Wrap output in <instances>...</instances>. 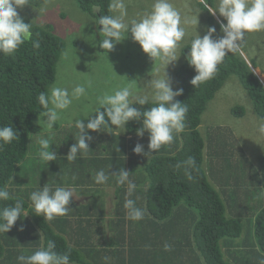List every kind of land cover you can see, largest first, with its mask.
I'll use <instances>...</instances> for the list:
<instances>
[{"label": "trees", "instance_id": "1", "mask_svg": "<svg viewBox=\"0 0 264 264\" xmlns=\"http://www.w3.org/2000/svg\"><path fill=\"white\" fill-rule=\"evenodd\" d=\"M78 1L83 10L92 12L95 17L102 15L110 3V0ZM43 2L44 0H29V3L34 5ZM97 6L100 11L94 13L93 8ZM182 17L193 19L184 15ZM31 25V38L21 45L12 57L0 53V127L11 125L19 136V139L11 144L0 146V187L7 185L13 196L22 198L24 211L31 209L27 201L33 190L28 187L22 163L30 158V141L37 132L35 121L44 111L37 97L40 92L49 93L50 86L56 80V61L65 49V41L57 33L45 31L32 23ZM195 26L191 24V27ZM33 41H38L40 47L34 48ZM190 41L184 45L183 54L188 53ZM116 50L129 49H123V44L118 43ZM223 63L218 66V71L212 79L197 88L190 83L196 74L194 69L188 62L180 68L182 80L180 85L183 93L176 99L189 106L185 129L181 133H174V141L153 153L151 162H147L146 167L142 168L148 172L147 194L143 193V199L149 212L144 214L142 220L137 221L142 223L141 225H134V221H131L133 225L128 238L123 236L113 238L112 235H108L110 239L103 243H109L95 250L89 230L86 231L84 241L76 240L75 245H70L63 235L44 221L42 216L36 217L31 212V218H28V215L18 218L13 226H16L18 236L15 235V228L7 233H0V264H18L17 255L32 250L31 246L41 239L45 242V247L47 241L54 240L55 251L58 253L63 254L70 250V264H148L149 261L153 264H260L264 260V203L256 205L259 210L254 214L256 219L251 238L238 240L236 243V238L241 236L244 227L249 223H242L241 214L236 208L239 206V199L231 192L234 190L232 183L235 180L225 170L232 166L234 156L238 160L239 155L236 151L228 153L222 156L217 164L206 161V140L199 125L207 103L230 74L239 76L248 90L258 116L264 119V85L241 56L231 53ZM261 69H264V66ZM134 106L144 110L152 105ZM237 113L243 115L244 111L240 110ZM141 123L142 118L140 121H129L127 127L125 125L126 134H134L136 141L138 140L136 129ZM215 137L220 139V136ZM140 141L144 142V150L147 152L149 143L147 132L140 137ZM218 142L210 140L212 146ZM231 143L235 145L232 140ZM52 144L54 148L61 149L64 141L55 136ZM105 144L104 141L93 139L85 156L78 157L72 162L67 161L65 156L63 163L77 168L80 172L125 169V163L111 164L106 161ZM216 150L221 154L222 148ZM189 156L194 157L196 161L191 180L184 175L183 169L178 170L175 167L177 162ZM259 165L256 184L264 189V156L260 158ZM245 174L247 172L239 169L237 165V172L234 173L236 181ZM218 183L220 187H217ZM245 194L247 195L246 192ZM125 198L126 196L117 199L119 208L124 205ZM6 206H14V201H0V207ZM246 217L249 220V215ZM34 221L48 230L42 237H34L36 231ZM58 222L62 224L60 218ZM95 224L93 221L90 226ZM21 227L34 239L26 240V237L21 235ZM158 238L161 239L160 243ZM165 243L172 246L171 251L164 250ZM126 255H129V258L126 259ZM112 256L116 257L118 262ZM105 257H109V260L105 261Z\"/></svg>", "mask_w": 264, "mask_h": 264}, {"label": "rangeland", "instance_id": "2", "mask_svg": "<svg viewBox=\"0 0 264 264\" xmlns=\"http://www.w3.org/2000/svg\"><path fill=\"white\" fill-rule=\"evenodd\" d=\"M111 2L112 0H110ZM152 2L153 0H125L127 6L125 21L139 18V15L150 10ZM171 2L181 12V16L195 18L198 15L197 32L199 34H205L207 27L212 26L216 28V32L213 34L214 38L218 39L223 36L220 30V22L226 23V21L218 12L213 15L205 9L201 0H171ZM204 3L214 9L218 4V0H204ZM43 7L44 2L39 5L28 3L23 8L17 9V11L23 21L37 25L45 31L55 32L65 41V49L56 61V80L50 86L49 92L54 86L65 87L71 91L77 84H85L87 87L86 82L88 80H91L92 84L90 88H87V97H82L78 101L74 100L69 109L63 112L61 120L54 125L52 130L41 128L37 124L39 117L36 118L37 132L30 141V158L22 163V169L26 172L28 187L33 191L43 187L46 183L53 189L63 186L76 189V197L72 199L69 205V212L67 215L58 217L62 220V224H57V218L51 222L47 221V223L57 233L63 235L70 245H75L71 240L72 235H75V240L81 242L86 238V231L91 230L89 234L92 245L96 250V248H101L103 244L109 243H103L105 240L110 239L108 235H112L113 238H119L120 236L128 238L131 234V226L133 224L139 226L142 223L134 221L131 224L132 220L129 219H126L127 223H125L126 210L123 209L122 205V208H119L120 204L117 203V199L123 196L113 186L100 188V184L94 182L95 174L99 170L105 171V169L80 172L77 168L63 163V158L68 153L70 146L78 139V130L75 128L74 120L80 118L84 123H87L88 118L83 117V115L94 106L96 96L116 88L118 85L127 82L128 79H136L139 87L147 91L146 84L151 79L150 75L156 72L157 69L162 73L163 68L160 67L158 61L154 63L149 59L148 55L141 50L139 44L131 39L130 32L119 43V45L123 44V49L129 50H116L114 48L107 54L106 51L100 50L98 43L101 37L98 30L100 25L95 23L97 18L92 12L83 10L78 0H50L46 10L41 11ZM110 14L113 13L108 11L107 15ZM182 20H184L183 17ZM182 26L186 28V36L177 48L176 54L180 56L174 64L169 65L167 68L174 90L182 88L179 70L187 62L185 58L187 53L183 54L182 49L186 43H189L194 34L197 35L196 26L191 27V24H182ZM126 51H128V54H126ZM65 53L68 54L67 58H65ZM232 54L241 56L252 71H256L264 77V72L258 69L264 66V30L246 33L244 39L240 42L239 50ZM228 55L225 57V61ZM254 60L256 63H254ZM114 71L121 76H118ZM234 107L236 110L233 111ZM240 110L244 111L243 115L237 113ZM90 116L94 117L95 113H91ZM261 123H264V119L258 116L244 83L237 74H230L215 96L207 103L199 125V129L206 140V161H213L217 164L218 160L228 153L236 151L239 155L238 160L234 156L232 166L225 170L235 180L232 183L234 184L232 188L235 191L231 192L235 193L239 199V206H236V208L241 214L242 223H249L244 227L241 236L236 238V243H238V240L251 238L256 219L254 214L259 210L256 205L264 203L262 187L256 184L260 169L259 160L264 156V137L257 134V126ZM112 128L115 129V126H112ZM211 128H214V130ZM90 135L93 139L106 143L104 157H106L107 162L111 164L122 162L127 164L125 169L139 168L140 175L144 176L146 174V169H141L145 168L146 165L142 164L140 160L146 156L143 154L136 155L133 152L135 144L140 143L143 145V141H136L134 135H126L125 131L121 133L114 131L111 134L104 130L98 132L90 130ZM216 135L220 136V139L216 138ZM55 136L63 139V148L56 149L52 146ZM131 136V139H127ZM40 139L49 141L48 151L56 153L55 161L45 162L40 158ZM213 139L214 141L218 140L220 143L218 142L215 146H212L210 140L213 142ZM143 140L145 141V137ZM231 140L234 141L235 145L231 143ZM91 141H88L89 146ZM215 147L216 149L222 148L221 154ZM32 157L34 158L32 159ZM78 157L80 156L78 155ZM152 159L153 154L144 160L149 163ZM209 165L212 167L211 163ZM237 165L239 169L246 171L247 174L236 181L234 173L237 172ZM93 184L94 187H92ZM217 187H220V183ZM255 196H257L256 199ZM130 199L135 201L134 198ZM27 202L30 203L29 200ZM136 206L139 207L137 203ZM227 210L231 211L230 209ZM148 212V210H145V214H148ZM25 213H28V218H31V211L27 210ZM247 215H249V220L246 217ZM93 221L96 224L90 226ZM34 223L36 227L34 237H42L44 232L48 230L38 222L34 221ZM67 230H71V233H67ZM14 232L18 234L17 228ZM21 235L26 237V240L31 239L24 228ZM157 240L159 243L161 242L160 238ZM79 244L84 245V243ZM42 245L45 246L43 239L34 243L31 246L32 250H26L25 255L32 254ZM79 251L84 254L82 250ZM127 258H129V255H126Z\"/></svg>", "mask_w": 264, "mask_h": 264}, {"label": "clouds", "instance_id": "3", "mask_svg": "<svg viewBox=\"0 0 264 264\" xmlns=\"http://www.w3.org/2000/svg\"><path fill=\"white\" fill-rule=\"evenodd\" d=\"M28 3L29 0H0V53L3 56L12 57L20 46L31 38V23H25L17 11ZM49 3L50 0H44V7L41 11L46 10ZM201 3L211 14L216 15L218 12L226 21V23L220 22V30L223 33L220 38H214L216 28L212 26L207 27L205 34L200 35L197 32L198 15L190 20H182L181 12L171 0H153L150 10L139 15V18L126 21L125 0H112L104 13L95 17L97 18L95 23L100 25L98 29L101 36L98 42L100 50L106 51L107 54L116 48L130 32L131 39L139 44L149 59L154 63L159 62L163 72L157 69L150 75L151 79L146 84L147 91L139 87L136 79H128L116 88L97 95L94 106L83 115L88 118L87 123L80 118L74 120L75 128L78 130V139L70 146L66 154L67 161H75L78 155L83 157L88 153L90 149L88 141L93 139L90 130L92 132L104 130L111 134L114 131L121 133L125 131V125L129 121H140L142 118L141 126L136 129L137 141L141 142L140 137L147 132L148 151L145 152L144 146L136 143L133 152L146 157L159 151L162 146L171 144L174 141V133L184 131L189 106L176 99L182 95L183 89H173L172 79L167 72L168 66L174 64L180 56L176 54L177 48L186 36V28L182 24L196 25L197 35L192 36L189 51L185 57L196 73L190 80L195 88L216 75L218 66L224 62L225 57L239 50L240 42L246 33L264 30V0H218L214 9L204 3V0H201ZM98 11H100L98 6L93 8L94 13ZM108 11L113 14L107 15ZM33 47L39 48V42L33 41ZM67 55L65 53V58ZM262 71L264 72V69ZM255 73L264 85V77L256 71ZM86 84L87 87L85 84H77L71 91L65 87L54 86L47 94L40 92L37 100L44 111L39 114L37 124L41 128L52 130L74 100L78 101L82 97H87V88L91 87V80H88ZM134 105L152 106L141 110ZM91 113H95V116H90ZM112 126H115V129ZM257 134L264 137V123L257 126ZM132 136L127 139H131ZM18 139V132L11 125L0 127V146L11 144ZM39 144L40 158L45 162L55 161L56 153L48 151L49 141L40 139ZM146 157L140 159L144 165L147 164L144 160ZM195 165V158L189 156L177 162L175 167L178 170L183 169L184 175L191 180ZM139 171V168H113L110 172L99 170L94 177V182L100 184V188L113 186L122 196H126L122 206L126 210V219L132 221L142 220L145 210H148L146 201L143 199V193L147 194L148 172L146 169V174L142 176ZM262 190L264 195V189ZM74 197H76L74 187L63 186L53 189L46 183L30 193L28 200L31 209L25 211H31L36 216H42L44 221L51 222L59 216L67 215ZM130 198H134L136 202ZM9 200L14 201V206L0 207V233L11 231L18 218L28 215L24 211L23 199L13 196L7 185L0 187V201ZM136 203L140 208L136 206ZM57 224H59L58 218ZM20 230L23 228L21 227ZM67 233H71V230H67ZM15 235L18 236L17 233ZM30 238L32 239L33 236ZM71 240L76 241L75 235H72ZM171 247L168 243L164 244L165 251H171ZM55 249L56 242L49 240L46 247L42 245L30 255L21 253L17 255L16 260L18 264H70L71 251L67 250L61 254ZM104 259L108 261L109 257ZM260 264H264V260Z\"/></svg>", "mask_w": 264, "mask_h": 264}, {"label": "crops", "instance_id": "4", "mask_svg": "<svg viewBox=\"0 0 264 264\" xmlns=\"http://www.w3.org/2000/svg\"><path fill=\"white\" fill-rule=\"evenodd\" d=\"M258 69H261V68H258ZM262 70V69H261ZM113 257V259H115L117 262H118V260H117V258L116 257H114V256H112ZM148 264H153L152 262H150L149 261V263Z\"/></svg>", "mask_w": 264, "mask_h": 264}]
</instances>
